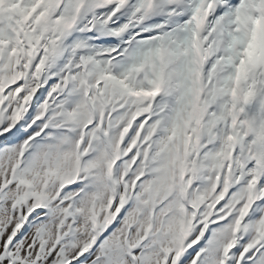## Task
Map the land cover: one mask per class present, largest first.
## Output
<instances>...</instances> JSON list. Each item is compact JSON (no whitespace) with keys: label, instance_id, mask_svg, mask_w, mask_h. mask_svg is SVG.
<instances>
[{"label":"snow or ice","instance_id":"snow-or-ice-1","mask_svg":"<svg viewBox=\"0 0 264 264\" xmlns=\"http://www.w3.org/2000/svg\"><path fill=\"white\" fill-rule=\"evenodd\" d=\"M0 264H264V0H0Z\"/></svg>","mask_w":264,"mask_h":264}]
</instances>
